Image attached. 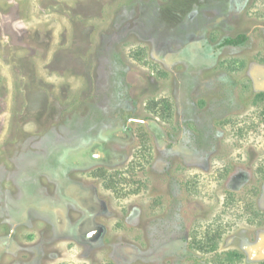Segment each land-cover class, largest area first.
I'll list each match as a JSON object with an SVG mask.
<instances>
[{
    "label": "rangeland",
    "instance_id": "obj_1",
    "mask_svg": "<svg viewBox=\"0 0 264 264\" xmlns=\"http://www.w3.org/2000/svg\"><path fill=\"white\" fill-rule=\"evenodd\" d=\"M0 264H264V0H0Z\"/></svg>",
    "mask_w": 264,
    "mask_h": 264
},
{
    "label": "trees",
    "instance_id": "obj_2",
    "mask_svg": "<svg viewBox=\"0 0 264 264\" xmlns=\"http://www.w3.org/2000/svg\"><path fill=\"white\" fill-rule=\"evenodd\" d=\"M247 40V34L246 33H238L235 36H231V37H225L221 40V42L218 44L217 48L223 47V46H239L242 45L246 42ZM163 110H168V103L166 101H163ZM124 131H126L128 129V131L130 130L129 126L128 127H124L123 128ZM236 253V252H234ZM230 255L233 254V252L229 253Z\"/></svg>",
    "mask_w": 264,
    "mask_h": 264
}]
</instances>
